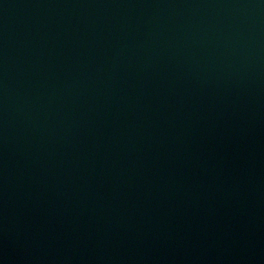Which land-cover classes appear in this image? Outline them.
Listing matches in <instances>:
<instances>
[{
	"label": "water",
	"instance_id": "95a60500",
	"mask_svg": "<svg viewBox=\"0 0 264 264\" xmlns=\"http://www.w3.org/2000/svg\"><path fill=\"white\" fill-rule=\"evenodd\" d=\"M0 264H264V0H0Z\"/></svg>",
	"mask_w": 264,
	"mask_h": 264
}]
</instances>
